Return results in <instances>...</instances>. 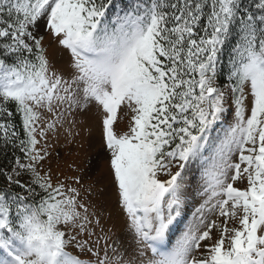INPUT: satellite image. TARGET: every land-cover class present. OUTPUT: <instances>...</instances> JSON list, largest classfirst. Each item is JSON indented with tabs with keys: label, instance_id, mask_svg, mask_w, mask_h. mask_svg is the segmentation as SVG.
<instances>
[{
	"label": "snow or ice",
	"instance_id": "6c2138e0",
	"mask_svg": "<svg viewBox=\"0 0 264 264\" xmlns=\"http://www.w3.org/2000/svg\"><path fill=\"white\" fill-rule=\"evenodd\" d=\"M93 110L121 236L45 167ZM0 156V264H264V0H0Z\"/></svg>",
	"mask_w": 264,
	"mask_h": 264
},
{
	"label": "rangeland",
	"instance_id": "374dc122",
	"mask_svg": "<svg viewBox=\"0 0 264 264\" xmlns=\"http://www.w3.org/2000/svg\"><path fill=\"white\" fill-rule=\"evenodd\" d=\"M49 51L51 53L53 50L50 48ZM129 118L123 113L119 114L117 129L126 130ZM76 120L75 125L65 124L58 135L49 134L47 144L50 156L45 162V167L51 166L54 174H84L86 184L95 181L94 194L89 200L96 205L97 214L102 213L101 226L96 228V232L100 234L102 227L104 231L110 229L115 236H121L125 231V222L115 202L114 188L109 182L108 153L101 140L100 117L93 110L85 116H78ZM43 143L42 141V145ZM75 169H79V172ZM199 182L197 170L192 182L193 199L185 210V217L178 225L176 235L179 234L178 229L183 227V223L190 218L192 211L201 202V198L195 194ZM108 223L113 224L114 229L108 227Z\"/></svg>",
	"mask_w": 264,
	"mask_h": 264
},
{
	"label": "trees",
	"instance_id": "16d2710c",
	"mask_svg": "<svg viewBox=\"0 0 264 264\" xmlns=\"http://www.w3.org/2000/svg\"><path fill=\"white\" fill-rule=\"evenodd\" d=\"M5 164H7V159L4 158L3 156H0V166H3Z\"/></svg>",
	"mask_w": 264,
	"mask_h": 264
}]
</instances>
